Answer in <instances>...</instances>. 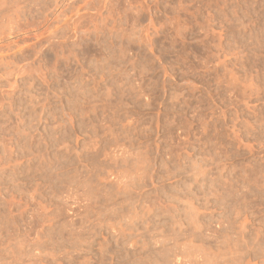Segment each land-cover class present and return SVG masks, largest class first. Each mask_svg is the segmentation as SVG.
<instances>
[{
    "label": "rangeland",
    "instance_id": "374dc122",
    "mask_svg": "<svg viewBox=\"0 0 264 264\" xmlns=\"http://www.w3.org/2000/svg\"><path fill=\"white\" fill-rule=\"evenodd\" d=\"M0 264H264V0H0Z\"/></svg>",
    "mask_w": 264,
    "mask_h": 264
}]
</instances>
